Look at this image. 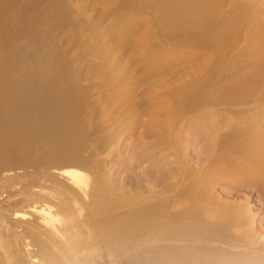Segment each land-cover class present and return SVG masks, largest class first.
I'll use <instances>...</instances> for the list:
<instances>
[{
    "label": "bare ground",
    "instance_id": "obj_1",
    "mask_svg": "<svg viewBox=\"0 0 264 264\" xmlns=\"http://www.w3.org/2000/svg\"><path fill=\"white\" fill-rule=\"evenodd\" d=\"M99 1L104 17L128 23L131 31L142 27L140 42L146 48L137 53L140 80L176 63L187 65V81L164 86L158 78L147 94L150 100L161 97L159 105L169 100L164 106L169 122L176 111L193 114L181 138L185 146L194 144V151L200 145V154L212 163L237 167L213 176L201 160L192 166L177 135L171 141L176 164L156 166L144 185L149 194L128 196L130 191L120 190L111 199L110 187L101 196L105 201L93 196L94 186L112 185L100 159L116 140L107 117L127 106L125 71L109 57L99 30L92 38L100 40L89 48L82 26L89 27L91 19L83 6L51 0L48 7L56 11L45 19V0H0V200L23 196L18 208L0 203V264H111L112 258L107 262L103 256L122 251L134 252L126 264H264L263 237L255 235L246 208L226 204L214 192L215 185L236 191L261 181L264 197V114L259 111L264 64L250 57V37L238 43L239 13L220 16L229 0ZM60 25L66 27L62 39L56 34ZM62 41L70 43L65 52ZM87 53L91 58L84 63ZM83 63L85 80L80 79ZM245 63L250 73L240 76ZM158 87H164L163 94ZM161 122L157 127L164 131ZM158 144L151 148L165 145ZM217 152H225L227 160ZM51 163L63 167L53 170L58 178L46 174L41 182L43 174L27 172ZM34 177L38 182H28ZM160 187L171 188L163 193ZM106 201L112 204L104 206ZM208 237L220 247L208 248Z\"/></svg>",
    "mask_w": 264,
    "mask_h": 264
},
{
    "label": "rangeland",
    "instance_id": "obj_2",
    "mask_svg": "<svg viewBox=\"0 0 264 264\" xmlns=\"http://www.w3.org/2000/svg\"><path fill=\"white\" fill-rule=\"evenodd\" d=\"M85 1L86 0H72L71 2L72 6L74 5L83 6L84 10H86L85 12L83 11V13L86 16H89V18L91 19L92 23L90 22L89 27L82 26V29L84 28L83 30H87V34H88L87 39L89 40L87 39L85 40L90 41L88 42V45H89V48H91L92 44L96 42L95 40H100L99 37L94 38V39L92 38L93 33L99 30V33L101 34L100 38L103 39L102 44L104 45L106 50L109 49L107 51L108 55L110 54L109 57L114 59L116 65L120 68L123 67L122 70L125 71L123 72L125 79H126V83H125L126 85L124 88H125V93L127 94L126 96L127 106L126 108L122 107L120 109L121 114H119V111H116L114 113L112 112L111 114L112 116L110 115V118L107 117L106 119V120H109L108 121L109 125L112 122L114 126L112 124L111 125L115 127V129L111 127L112 128L111 133L116 136V140L113 143V145H111L110 151L108 152L107 150V152L103 155V157H101L100 160H102L105 165V172L107 173V178L111 182L110 184L112 185H110L107 188L102 187V186H99V187L94 186L95 190L94 191L91 190L89 193L97 197L98 195H100L99 199L101 201L106 200L105 198H101V196L104 197L105 195H107L110 187H112L114 191L111 199H114V198L116 199L117 196H119V194L121 193L120 190H124L126 192L130 191L128 192V196H132L136 192H138V194L140 195L149 194L147 192L148 191L147 187L146 186L144 187V185L145 183H147L148 181L147 179H149L154 173H156L155 172L156 168L162 165L163 162L164 163L169 162L171 166H174L176 164V159L173 154L172 142L176 139L177 135L180 138V141L178 142L182 141L181 144L183 143L182 144L183 148H180V149L183 152V155L187 157L186 159L189 161L188 163L191 164L192 166L194 164H199L201 160L203 164V168H207L206 170L210 171V174L213 176H216V174L219 173L218 172L219 169L227 168L228 170L229 167L233 168L234 166H236V164L232 166L233 164L232 162L229 163L230 165H228V163L224 164L219 161L216 162L217 165L215 163H212L213 159L211 157L209 159V156L205 157L207 156L206 153L205 154L201 153L202 155L200 154V150H201V149L199 150L200 145H196V148L194 151H192L191 149V146L194 144H187L188 146H185L184 145L185 140H182V139L186 133L185 129L187 130L190 127L189 124L193 120L192 118L193 114L192 113L185 114L182 112H180V114H177V111L175 110L176 111V112L174 111L175 117H172L171 122H169L167 119L169 114H167L168 112L164 110L166 109L164 108V106H167L168 104H170L169 100L165 99L166 102L164 103V105L161 104L162 105L161 107V105H159L160 101L163 102L161 97H159L160 99L158 98V99L150 100L151 96L147 94V92H150L152 89H154L155 79L157 80L158 78L159 80L161 79L163 80L161 83L164 86H174L180 82L187 81L189 79V74H187V71H186L187 65L185 63L184 64L176 63V64H173L169 68L170 70L167 69V71L165 72H161L157 75L150 76L146 79L140 80L141 70L138 64L136 63V61L140 60L137 58V57H140V55L137 53L144 52L146 48L145 43L142 42L143 43L142 44L140 42L142 41L141 37H143V35L141 36L143 32V29L141 30L142 27L139 28L140 27L139 26L137 30H136V27H134L132 28V31H131L126 27L128 23L124 24V22H121V21L119 22L116 20L113 21L111 20L110 17H104V13H103L104 6L100 1L99 3L97 2V0H89L87 1V3ZM232 1L233 0H231V2ZM234 1L232 2L234 4L233 6H236L238 3H240L238 4L239 8L235 7V9H233V6L230 5V0H229L225 4V6L220 10L219 12L220 16L225 15L227 18H230L232 17L233 14H236V12L239 13L238 16L243 21V25L242 24L239 25L240 28L237 26L239 29H241L240 31L238 30V34H237L238 39H240L238 43L242 44L243 41L246 43V41L250 39V42L248 41L247 42L252 45H249L247 43L248 46L249 47L252 46L251 48L252 51L255 48L258 49V50L255 49L253 52L251 51L252 54L250 57H252L253 59L256 56L257 59H254V60H257L258 62H261V63L263 62L262 64H264V56H263L264 55L263 54L264 52L263 50L264 49V0H237L238 2L235 1L237 4ZM49 2H51V0H45V19L49 18L50 13H54L56 11L54 7L52 8L48 7L51 4ZM126 2L128 4H132L133 0H126ZM242 13H244L243 14L244 17L242 16ZM142 16H144V14H142ZM225 16L224 18L227 19ZM56 29H57L56 34L58 33L57 34L58 38L62 39V37H64L66 27L64 25H60ZM245 36L246 37L248 36V38L249 37L250 38L246 40ZM129 37L131 38L129 39ZM120 41L126 42L125 43L126 45L123 47H119L118 45ZM63 42L65 41H62V43L60 42L59 46H60L61 51L65 52L66 44H70V43L67 42L64 44ZM259 54L260 56L261 55L262 56L259 57ZM67 55L68 56L66 57L68 60L73 58L72 52L67 53ZM80 55L81 53H79V56ZM115 57L117 59H115ZM90 58L91 57H89V53H87V55L83 54L82 59L84 63L85 61L88 62ZM242 59L249 62L246 56H243ZM84 63L81 64L82 66L79 67V69L82 70L80 79H83V80H85L87 76L85 75V72L87 69ZM81 67L83 68L85 67V68L83 69ZM114 68L116 71L117 68L116 67ZM242 68L243 70L242 72H240L241 74L240 76L249 75L250 68L248 66V63L243 64ZM246 84L249 85V82L248 81L247 83L245 82V85ZM158 88H157V91L159 90L158 94H163L164 92L163 90H165L163 89L164 87H158ZM262 102L260 103L259 111L260 113L264 114V105ZM154 108H158V110ZM155 110H157L158 112ZM219 114L221 117L226 116L225 111H221L219 112ZM161 120H163V122H161L160 125L164 123L166 125L164 131H162L161 129L157 127V125L159 124ZM225 131L226 130H223L222 132H225ZM169 141L170 142L172 141V142L170 143ZM158 142L164 143L166 146L163 145L162 147L160 146L156 149H152L151 144H155L159 146ZM142 150L145 152V155H146L144 159L141 158L143 156L142 154H144L141 152ZM212 153H213L212 155H215L214 152ZM196 154L198 155L197 160L195 156ZM218 154L220 155V158L222 157L225 160H227V158H225L226 156L225 152H217V155ZM221 154L223 155L221 156ZM52 164L53 163H51L50 165H46V166L40 165V167L37 168L35 171L31 169V170H27V172H31L30 174L37 173V172L43 174L41 178V182L43 181L42 179L45 178L46 174H51L54 178H58L57 173L53 172V170H57L56 168H59V170H61L63 167H56V165H52ZM214 171L215 173H213ZM18 172H21V171H18ZM84 172H86L88 176L92 177V172H89V171H84ZM35 178L36 177H34L33 179H30L28 182H32V184H34L35 182H38ZM260 183L261 181H259L257 186L255 187H246V186L243 187L242 186L241 188L240 186L238 189L236 188V191L229 189L226 186L223 187V185L222 186L215 185L214 192L217 196H219V198H221L224 201V203L231 204V205L233 203L234 206L241 209V211L245 210L246 208L245 212L247 211L251 216L250 218H252L251 222H252V227L254 229L255 235H257V237L258 236L263 237L261 238L262 239L261 242L263 244L264 243V197H262L259 191V188H258V185ZM208 184L211 185V183H208ZM261 184H263V182ZM163 188L164 187H160L159 188L160 190L159 189L158 190L163 193L166 190L165 191L166 193L167 190H169L171 187H165L164 189ZM14 197L15 196H13L9 200L2 197L0 200V203L1 204L3 203V205L9 204V206L16 205L14 206V208H18L22 204H18L16 202H19L23 196H17L15 198ZM106 204L104 206H108L109 204H112V203L106 201ZM173 206H176V205H173ZM211 240L212 238L208 237V241H206L207 242L206 246L208 248L210 245L216 242V241H211ZM194 242L195 241H189L191 245L197 246V244ZM176 243L179 245L181 244L179 242H176ZM189 243L188 245L190 246ZM185 244L186 243L183 242L181 246ZM215 245H212V247H220L218 246L219 244H215ZM201 246L202 244L198 246L197 249H199ZM133 253H134L133 251H122V254H120L119 252H115L113 257L103 256L104 257L103 260L109 262V259L112 258L113 262L110 261L111 264H126L127 261L132 260Z\"/></svg>",
    "mask_w": 264,
    "mask_h": 264
}]
</instances>
